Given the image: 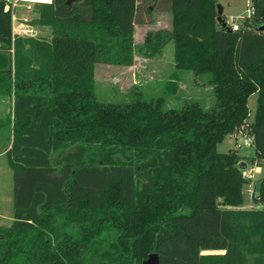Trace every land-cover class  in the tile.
<instances>
[{
	"label": "trees",
	"instance_id": "obj_1",
	"mask_svg": "<svg viewBox=\"0 0 264 264\" xmlns=\"http://www.w3.org/2000/svg\"><path fill=\"white\" fill-rule=\"evenodd\" d=\"M51 0L32 24L53 38L13 34L0 0V97L12 100L7 152L13 220L0 227V264H264V208L243 209L238 149L217 146L241 127L253 134L251 166H264V0L228 31L218 0H151L172 28L148 31V56L173 42L175 95L187 71L209 73L216 103L163 107L164 99L100 101L99 58L132 64L138 0ZM118 44V46H115ZM257 95L250 120L249 99ZM257 203L264 204V175Z\"/></svg>",
	"mask_w": 264,
	"mask_h": 264
},
{
	"label": "rangeland",
	"instance_id": "obj_2",
	"mask_svg": "<svg viewBox=\"0 0 264 264\" xmlns=\"http://www.w3.org/2000/svg\"><path fill=\"white\" fill-rule=\"evenodd\" d=\"M231 1V7L227 6L226 12L236 14L244 12L240 17L247 13L249 3L246 0H221ZM51 0H21L20 6L31 5L32 9L19 8L15 17L21 18L17 21L18 28L23 24L22 20L27 17L28 26L31 32L26 36L41 37L50 41L55 29L50 26L34 25L37 18L34 12V4L50 3ZM250 2V1H249ZM140 6V14L138 19L141 23L135 25L134 30V46L133 63L118 64L115 62V56H111L114 61H107L105 58H99L95 66V82L96 95L100 101L107 103H123L132 100L138 96L145 100L164 99L163 107L182 108L186 103L191 101L199 102L205 109L212 108L215 103L213 85L209 82L211 75L203 73L195 75L192 71H187L182 76L179 89L175 95L168 94L165 90V82L169 75L174 71L173 60V42H169L162 50L161 54L156 56L144 55L138 52L136 47H139L144 42L145 34L151 30L171 29L172 14L169 11H162L157 4H153L151 0H138ZM227 18V16H225ZM243 18H240L239 26ZM115 46H118L116 44ZM257 95H253L249 99V107L251 110L250 120L253 119L256 109ZM12 109V100L0 97V115L10 112ZM13 130L8 123H0V206L8 217L13 212V188H14V172L8 163L7 152L5 150L12 142ZM231 149H238L240 154H252L254 148L244 145V138L240 135L237 139L227 137L222 143H219L217 150L219 152H228ZM262 169L255 168L254 179L251 183L245 184L243 195V209H261L264 208L263 203H257L254 200L253 192L258 193L260 180L259 176ZM251 190L253 192H251ZM10 194V195H9ZM10 196V200H9ZM11 211V213H10ZM10 221H0V227H9Z\"/></svg>",
	"mask_w": 264,
	"mask_h": 264
},
{
	"label": "built area",
	"instance_id": "obj_3",
	"mask_svg": "<svg viewBox=\"0 0 264 264\" xmlns=\"http://www.w3.org/2000/svg\"><path fill=\"white\" fill-rule=\"evenodd\" d=\"M3 1L6 3L7 6L11 7V9H12V22L14 24V22L16 21L15 10L20 6L21 0H3ZM26 7H27L28 10L32 9L31 5H29V4ZM253 13H254L253 9L252 8H248L247 13L243 17H240V16H229V17L225 18V22L231 28V30L238 31L239 27H240L239 23H238L240 21V18L241 19L242 18L245 19L246 17H250L251 15H253ZM22 22H23V24H22L23 27L18 32L19 36H24V35L29 34V32H31V28L27 24L29 22V19L27 17H25L22 20ZM240 135L244 138V145L245 146H252L254 148L255 137H254L253 134H249L248 129L246 127H244V126L241 127L240 129H238L233 134H231L229 137L233 138V139H237L238 136H240ZM254 171H255L254 170V166L244 169V178L247 181H249L250 183L254 179ZM251 192H253V191L251 190Z\"/></svg>",
	"mask_w": 264,
	"mask_h": 264
},
{
	"label": "crops",
	"instance_id": "obj_4",
	"mask_svg": "<svg viewBox=\"0 0 264 264\" xmlns=\"http://www.w3.org/2000/svg\"><path fill=\"white\" fill-rule=\"evenodd\" d=\"M246 2H248V3H250L249 2V0H246ZM218 3H220L221 5H222V7H223V17L224 18H226L225 16H227V17H229V16H240V15H242L244 12H238V13H236V14H231L230 12H226V10H227V6L228 7H231L230 5H232V3H231V1H224V2H222L221 0H218ZM27 5H25L24 7H22V6H19V8H27L26 7ZM16 12H18V8L15 10V14H16ZM245 15V14H244ZM16 18V17H15ZM20 19L21 18H16V21L14 22V24H13V34L14 35H18L19 33V31L22 29V24H19L20 26L17 28L16 27V25H17V21H20ZM12 110V109H11ZM11 110H10V112H11ZM10 112H8V113H4V114H1L0 115V123L2 122V120L7 116V114H9ZM13 139V138H12ZM11 146H12V142L9 144V147L5 150V152H8L10 149H11ZM241 156H243V157H245V160L242 162V166H243V168L245 169V168H249V167H252L251 165H250V163L248 162L249 160L248 159H250V158H252L253 156H254V151H253V153L252 154H240ZM260 167V169H262V173L260 174V178H259V180H260V182H261V179H262V177H263V175H264V166L261 164V165H255L254 166V170H255V168H259ZM11 168V167H10ZM12 169V168H11ZM13 192H14V188H13ZM10 195V194H9ZM9 200H10V196H9ZM12 200H13V197H12ZM10 213H11V211H10ZM3 220H8V221H10V223L12 222V220H13V212H12V214L10 215L9 214V216L8 217H5V213L3 212V209H2V207L0 206V221H3Z\"/></svg>",
	"mask_w": 264,
	"mask_h": 264
},
{
	"label": "water",
	"instance_id": "obj_5",
	"mask_svg": "<svg viewBox=\"0 0 264 264\" xmlns=\"http://www.w3.org/2000/svg\"><path fill=\"white\" fill-rule=\"evenodd\" d=\"M75 1H83V0H69L68 4H71L72 2ZM217 21L222 28L227 29L230 32L232 31L231 28L225 22V18L223 17V7L220 3H217ZM259 30L264 31V26L260 27ZM143 264H161L159 255L157 253H151L148 259L143 262Z\"/></svg>",
	"mask_w": 264,
	"mask_h": 264
}]
</instances>
